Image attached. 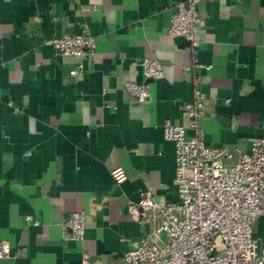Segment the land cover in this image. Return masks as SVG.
<instances>
[{"label":"crops","instance_id":"1","mask_svg":"<svg viewBox=\"0 0 264 264\" xmlns=\"http://www.w3.org/2000/svg\"><path fill=\"white\" fill-rule=\"evenodd\" d=\"M179 1L0 0V241L10 249L0 264L108 262L142 238L152 224L132 218L128 204L146 188L160 202L178 199L163 124L186 123L194 73L206 95V144L236 160V149L264 137V0H197L205 24L192 67L189 42L168 31ZM64 34L94 36L93 56L46 42ZM144 58L158 60L161 78L144 77ZM125 81L148 84V99L124 91ZM262 208L257 238L264 197ZM72 212L84 214L80 240L60 224Z\"/></svg>","mask_w":264,"mask_h":264},{"label":"built area","instance_id":"2","mask_svg":"<svg viewBox=\"0 0 264 264\" xmlns=\"http://www.w3.org/2000/svg\"><path fill=\"white\" fill-rule=\"evenodd\" d=\"M196 3L177 2L168 28L171 34L189 42L194 58L191 67L197 65L199 48L195 32L205 24ZM95 41L89 34H64L46 42L63 55L89 59ZM139 64L145 78L163 76L158 60L144 58ZM81 71L83 65L79 63L69 74L75 76ZM192 85L193 99L184 106L186 123L167 119L163 124L164 138L174 144L178 199L160 202L151 189L140 191L139 200L128 204V212L134 219L151 222V229L142 238L132 240L119 259L102 262L84 258L83 264H264V235L254 237L252 227L263 214L264 137L252 140L248 151L236 149V160H232L231 149L206 144L199 122L205 115L206 95L198 74H193ZM122 89L140 102L149 97L145 82L125 81ZM110 173L118 184L126 179L120 166ZM60 224L64 232L69 231L67 235L83 238V212L70 213ZM9 251V245L0 241V258L8 256Z\"/></svg>","mask_w":264,"mask_h":264}]
</instances>
